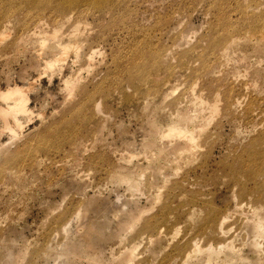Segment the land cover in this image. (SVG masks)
<instances>
[{
    "label": "rangeland",
    "instance_id": "1",
    "mask_svg": "<svg viewBox=\"0 0 264 264\" xmlns=\"http://www.w3.org/2000/svg\"><path fill=\"white\" fill-rule=\"evenodd\" d=\"M73 1L0 0V264H264V0Z\"/></svg>",
    "mask_w": 264,
    "mask_h": 264
},
{
    "label": "bare ground",
    "instance_id": "2",
    "mask_svg": "<svg viewBox=\"0 0 264 264\" xmlns=\"http://www.w3.org/2000/svg\"><path fill=\"white\" fill-rule=\"evenodd\" d=\"M73 1V0H72ZM98 0H93V2H97ZM99 1H102V0H99ZM113 1V0H112ZM74 2V1H73ZM91 2H92V0H91ZM108 2V1H107ZM64 3V2H63ZM71 3V2H70ZM111 3V2H110ZM64 5V4H63ZM69 18V17H68ZM53 34H55V32L53 33ZM52 34V35H53ZM57 34V33H56ZM53 35V36H57V35ZM72 36V35H71ZM54 38H56V37H54ZM47 62H49V61H47ZM53 63L54 62H51L50 63V65H53ZM54 69V68H53ZM22 91V90H21ZM18 92H19V89H17V88H10V89H8V91L5 93V94H3V96L4 95H11L10 96V98L12 97V95H14V94H18ZM14 107H11L13 110H15L16 112H19V111H26V113L27 112H31V110H29V109H27V107H25V102H23L21 99H19L18 101H17V103H15L14 102ZM202 104V103H201ZM213 105V104H212ZM213 107V106H212ZM10 108V107H9ZM213 109V108H212ZM211 109V110H212ZM202 111V110H201ZM219 111V110H218ZM215 112H216V110H215ZM211 113V112H210ZM218 114V113H217ZM203 118V117H202ZM185 127V126H184ZM171 129H173L172 131L173 132H176V133H178V134H181V135H190L191 133L189 132L190 130L189 129H186V128H183V127H181V126H179V125H177V126H172L171 127ZM259 227H260V225H259ZM209 258V257H208ZM209 262H211V261H209ZM207 264V263H206ZM211 264V263H210Z\"/></svg>",
    "mask_w": 264,
    "mask_h": 264
}]
</instances>
